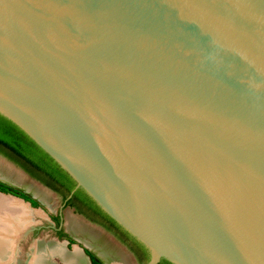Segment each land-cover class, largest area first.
Wrapping results in <instances>:
<instances>
[{"label":"water","instance_id":"95a60500","mask_svg":"<svg viewBox=\"0 0 264 264\" xmlns=\"http://www.w3.org/2000/svg\"><path fill=\"white\" fill-rule=\"evenodd\" d=\"M0 110L146 264H264V0H0Z\"/></svg>","mask_w":264,"mask_h":264},{"label":"rangeland","instance_id":"374dc122","mask_svg":"<svg viewBox=\"0 0 264 264\" xmlns=\"http://www.w3.org/2000/svg\"><path fill=\"white\" fill-rule=\"evenodd\" d=\"M8 197L14 201L22 200L21 203L29 207L33 213L30 225H33L35 229L28 236H24L28 227L25 228L19 238L18 247H15L18 254H16L17 260L14 263L0 262V264H27L33 254L32 247L37 241L61 244L68 252L78 250L84 264H90L89 260L86 262L87 257L93 260V264H138L137 259L111 235L87 221L72 208L63 209L62 199L58 194L32 179L14 162L0 154V200L7 201ZM60 213L64 216V227L70 233L71 239H59L54 233L53 227L56 224L54 217ZM89 240L104 247L113 262L109 263L92 248L88 243ZM53 257V264L64 263L58 256ZM102 258L107 262L102 261Z\"/></svg>","mask_w":264,"mask_h":264},{"label":"trees","instance_id":"16d2710c","mask_svg":"<svg viewBox=\"0 0 264 264\" xmlns=\"http://www.w3.org/2000/svg\"><path fill=\"white\" fill-rule=\"evenodd\" d=\"M0 154L42 182L77 212L101 224L126 243L140 264L150 259L148 248L108 215L62 165L44 150L20 125L0 110ZM66 235V234H63ZM158 264H174L162 258Z\"/></svg>","mask_w":264,"mask_h":264},{"label":"bare ground","instance_id":"6f19581e","mask_svg":"<svg viewBox=\"0 0 264 264\" xmlns=\"http://www.w3.org/2000/svg\"><path fill=\"white\" fill-rule=\"evenodd\" d=\"M8 198L7 201L0 200V262L14 263L17 260L15 247H18L19 238L32 222L33 213L28 206L21 203L22 200L19 202L20 200L14 201ZM88 243L109 263L113 262L104 247L94 241L89 240ZM32 248L33 254L27 264H53V256H58L65 264H84L83 257L78 250L68 252L61 244H46L37 241Z\"/></svg>","mask_w":264,"mask_h":264},{"label":"flooded vegetation","instance_id":"af4514ba","mask_svg":"<svg viewBox=\"0 0 264 264\" xmlns=\"http://www.w3.org/2000/svg\"><path fill=\"white\" fill-rule=\"evenodd\" d=\"M17 165V164H16ZM18 166V165H17ZM19 167V166H18ZM21 168V167H20ZM22 169V168H21ZM23 170V169H22ZM28 176H30L32 179H34L35 181H37L38 183H40L41 185L49 188L48 186L44 185L42 182L36 180L35 178H33L30 174H28L25 170H23ZM51 189V188H49ZM52 190V189H51ZM54 191V190H53ZM55 192V191H54ZM56 193V192H55ZM58 194V193H56ZM59 195V194H58ZM60 196V195H59ZM61 197V196H60ZM62 199V197H61ZM62 206H63V209L65 208H72L76 213H78L79 215H81L82 217H84L87 221H89L90 223L96 225V226H99L100 228H102L105 232H107L109 235H111L123 248H125L126 250H128L138 261V264H140L139 262V259H138V256L129 248V246L124 243L121 239H119L113 232H111L110 230H108L107 228H105L104 226H102L101 224L89 219L88 217H86L84 214H81L79 212H77V210L74 208V207H70V206H66V202L62 199ZM63 214L60 213L58 214L57 216H55V220H56V224H55V227H53V230H54V233L55 235L59 238V239H63V238H68V239H71V235L70 233H68L66 230H65V227H64V220H63ZM37 233V232H36ZM63 234H66V235H63ZM69 243V242H68ZM71 251V250H70ZM89 260L90 264H93V260L90 258V257H87V260L86 262ZM102 261H104V259L102 258ZM106 262V261H104ZM57 264V262H56ZM64 264V263H63ZM87 264V263H86Z\"/></svg>","mask_w":264,"mask_h":264}]
</instances>
